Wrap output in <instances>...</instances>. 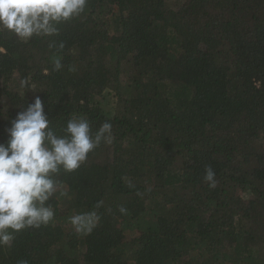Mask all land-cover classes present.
<instances>
[{
	"label": "trees",
	"instance_id": "16d2710c",
	"mask_svg": "<svg viewBox=\"0 0 264 264\" xmlns=\"http://www.w3.org/2000/svg\"><path fill=\"white\" fill-rule=\"evenodd\" d=\"M57 27L0 32V142L36 95L58 134L76 115L113 140L59 175L53 220L0 264H264V0H89Z\"/></svg>",
	"mask_w": 264,
	"mask_h": 264
},
{
	"label": "clouds",
	"instance_id": "9594fccd",
	"mask_svg": "<svg viewBox=\"0 0 264 264\" xmlns=\"http://www.w3.org/2000/svg\"><path fill=\"white\" fill-rule=\"evenodd\" d=\"M88 2L0 0V32H10L25 42L33 36L57 35V26L85 13ZM52 63L53 71L63 68L59 57H54ZM21 109L5 129L6 141L0 142V247L8 246L14 233L48 225L55 215L49 201L57 192L59 175L79 169L90 152L113 140L110 122H103L93 133L90 122L76 115L58 134L39 95ZM203 179L210 189L216 187V173L211 166L205 168ZM120 211L126 209L121 207ZM98 221L95 212L70 217L77 232H91Z\"/></svg>",
	"mask_w": 264,
	"mask_h": 264
}]
</instances>
